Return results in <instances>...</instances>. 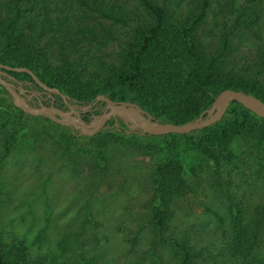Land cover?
I'll list each match as a JSON object with an SVG mask.
<instances>
[{
  "label": "rangeland",
  "instance_id": "1",
  "mask_svg": "<svg viewBox=\"0 0 264 264\" xmlns=\"http://www.w3.org/2000/svg\"><path fill=\"white\" fill-rule=\"evenodd\" d=\"M211 1L205 18L194 22L198 0H154L165 6L171 25L188 28L193 37L206 43V54L222 49L220 31L229 28L227 61L259 68L264 78V0ZM216 1L226 3L223 11L216 7ZM119 2L129 9L139 7L138 27L150 18L138 0ZM52 8L50 17L66 14L70 19L63 28L76 32L73 54L76 66L86 71L83 75L92 77L95 71L104 74L109 64L117 68L130 65L128 43L138 39L133 23L102 18L80 1H53ZM243 8L247 11L237 19ZM100 23L110 34L100 35ZM48 28L47 35L57 32L55 24ZM81 29L84 38L77 33ZM49 45V41H40L39 52L49 51L58 64L62 57L54 44ZM10 131L9 123L0 120V228L4 241L14 240L27 264H157L159 257L165 264H175L179 253L167 242L151 240L148 213L157 203L152 171L160 160L168 161L159 137L137 140L126 136L114 139L104 150L96 146V140L104 139L107 133L80 138L69 145L59 130L46 125L20 138ZM169 139L181 153L177 159H182L173 167L177 170L178 165L185 164L182 176L189 188L177 196L165 238L177 230V236L184 233L192 243L195 241L200 254L202 247L217 250L219 229L215 226L219 222L211 212H226L228 189L237 191L232 197H238L239 207L247 213L250 221L245 223H253L257 210L264 212V134L234 141L229 160L207 171L192 162L203 158L191 157L194 145L189 144L191 149L187 150L185 139ZM220 146L214 143L215 150L223 151ZM215 168L220 175L209 179L207 174ZM258 224L259 231L260 227L264 230V223ZM263 249L264 244L255 264L261 260Z\"/></svg>",
  "mask_w": 264,
  "mask_h": 264
},
{
  "label": "trees",
  "instance_id": "2",
  "mask_svg": "<svg viewBox=\"0 0 264 264\" xmlns=\"http://www.w3.org/2000/svg\"><path fill=\"white\" fill-rule=\"evenodd\" d=\"M53 1H80L82 5L93 9L102 18L122 22L125 25L133 23L132 30L134 29L138 34V39L133 44L128 43L126 55L129 57L130 65L117 68L116 65L109 64L104 74L95 71L92 77L83 75L82 72L85 70L76 66L77 62L73 54L75 47L72 46L77 42L76 32L63 28L70 20L68 15L50 17ZM138 2L150 17L141 27L137 25L141 19L139 7L129 9L119 0H0V63L28 67L46 85L57 87L60 91L78 99L89 100L98 94H104L117 101H135L155 119L173 123H183L197 117L210 107L214 97L224 88L243 90L264 101V78L261 69L227 61L229 28L220 31L222 49L206 54L204 46L206 43L193 37L188 28L178 29L171 25L167 9L163 4L154 0H138ZM216 2V7L223 11L226 3ZM198 5L194 22L205 18L212 1L198 0ZM246 11L245 8L240 10L236 18H242ZM225 19L224 16L222 21L224 22ZM51 24L56 25L57 32L47 35L50 29L48 25ZM99 31L100 35L110 34L108 28L101 23ZM77 33L84 38L82 29ZM58 37H61V40H58ZM42 40L50 42L47 47L55 45L56 52L62 57L58 64L53 62L49 51L39 52L38 46ZM10 72L29 77L26 72L13 70ZM95 78L99 80L96 81ZM0 120L9 123L12 127L10 132L17 138L25 132L40 128L41 125L56 128L69 145L80 138L93 139L102 133H107L104 139L96 140V146L100 149L104 147V150L114 139L126 136H133L137 140L159 137L162 143L160 147L165 150L168 161L160 160L162 162L152 171L155 182L153 197L157 203L148 213L153 229L151 240L167 242V245H171L174 251L179 253L175 264L256 263L257 253L264 244L261 243L264 242V230L260 227L259 231L258 227V222L264 223V212L257 210L251 220L253 223L251 225L250 222L245 223L250 219L239 207L240 201L235 194L233 199L232 193L237 191H232V187L228 189L231 193L225 200L226 212H218L215 209L211 212L219 222L215 226L219 229V241L215 246L217 250L202 247L199 249L203 254H200L196 251L195 241L192 243L184 233L177 236V230L171 238H165L177 196L189 188L186 179L182 176L185 164L178 165L177 170L173 167L177 164V160L179 164L182 159H177V155L181 153L177 151L175 142L169 138L185 139L187 150L191 149L190 145H194L195 151L191 157L203 155V158L192 162L202 169L207 171L212 165L220 167L232 156L230 148L234 141L247 140L253 134H264V117L257 116L239 102L233 101L219 121L187 133L150 135L122 131L123 129L120 130L115 126L88 136L72 133L71 129L52 121L45 115L25 113L13 104L11 95L0 84ZM214 143L221 145L223 151L215 150ZM217 171L215 168L214 172L208 173V178L213 179L214 175H220L215 173ZM14 242L12 240V243H6L0 228V264H27L24 253L19 252L20 249ZM260 258L258 264H263L264 249ZM157 264H165V261L159 257Z\"/></svg>",
  "mask_w": 264,
  "mask_h": 264
},
{
  "label": "water",
  "instance_id": "3",
  "mask_svg": "<svg viewBox=\"0 0 264 264\" xmlns=\"http://www.w3.org/2000/svg\"><path fill=\"white\" fill-rule=\"evenodd\" d=\"M2 68L16 72H26L44 89L55 91L62 97L65 95L60 93V90L57 87H50L40 81V79L28 67L10 66L0 63V84L11 95L13 104L16 107L31 115H45L54 122L64 125H74L76 128L80 129L81 133L88 136L94 135L104 128L106 120L111 116L115 117V121L117 120L116 117L118 116L124 124L127 132L147 133L150 135L187 133L207 127L212 123L219 121L233 101L239 102L257 116L264 117V101L262 99L243 90L224 88L214 97L210 107L203 110L194 119L183 123L157 120L135 101H117L105 96L104 94H99L97 99L104 100L110 110L98 115L90 122H86L80 117L79 112L76 110H74L75 115H73L72 112L60 110L53 105L46 106L41 104L39 107H37L35 105L29 104L20 94L23 91L22 87H15L10 81L13 76L4 71Z\"/></svg>",
  "mask_w": 264,
  "mask_h": 264
},
{
  "label": "flooded vegetation",
  "instance_id": "4",
  "mask_svg": "<svg viewBox=\"0 0 264 264\" xmlns=\"http://www.w3.org/2000/svg\"><path fill=\"white\" fill-rule=\"evenodd\" d=\"M6 71L12 74L13 78L10 79V81L14 84V86L22 87L23 91L20 94L31 105H35L37 107H39L41 104L46 106L53 105L54 107L60 110L72 112L73 115H75L74 110H76L79 112L80 117L86 122H90L98 115L110 110L104 100L97 99V96L99 94L92 99L81 100L71 96L70 94L60 91V93L65 95L64 97H62L59 93L55 91H49L44 89L42 86L39 85L38 82L34 81L30 75L29 77H19L18 75L11 73V70L6 69ZM116 118V121L114 116H111L109 119H107L104 124V128L102 129L113 128L116 126L120 130L123 129L122 131H127L120 118L118 116ZM61 125L68 127V129H71L72 133L83 134L81 133L80 129L76 128L74 125Z\"/></svg>",
  "mask_w": 264,
  "mask_h": 264
}]
</instances>
